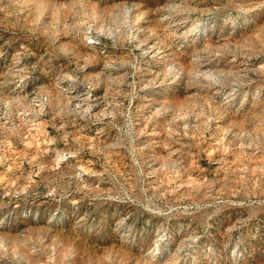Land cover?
<instances>
[{"label": "rangeland", "instance_id": "rangeland-1", "mask_svg": "<svg viewBox=\"0 0 264 264\" xmlns=\"http://www.w3.org/2000/svg\"><path fill=\"white\" fill-rule=\"evenodd\" d=\"M0 264H264V0H0Z\"/></svg>", "mask_w": 264, "mask_h": 264}]
</instances>
